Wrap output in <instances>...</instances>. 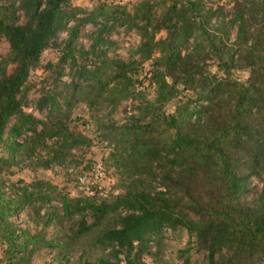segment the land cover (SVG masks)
<instances>
[{"label":"trees","instance_id":"trees-1","mask_svg":"<svg viewBox=\"0 0 264 264\" xmlns=\"http://www.w3.org/2000/svg\"><path fill=\"white\" fill-rule=\"evenodd\" d=\"M231 2L230 18L203 0L91 11L70 0L0 2L7 42L0 53L1 262L146 264L148 256L168 264L162 240L170 231L187 236L174 252L179 264H264V0ZM88 22L94 30L85 49L79 39ZM119 26L139 42L126 56H110ZM61 32L67 36L58 43ZM52 42L61 54L30 101V71ZM147 65L153 100L133 90ZM179 87L195 98L166 112ZM126 100L133 102L118 122ZM81 104L109 149L100 160L105 175L113 169L116 188L107 194L79 182L93 165L78 168L73 153L93 142L74 127ZM27 107L45 110L44 118ZM25 164L69 165L84 191L72 195L42 178L10 181L11 168Z\"/></svg>","mask_w":264,"mask_h":264},{"label":"rangeland","instance_id":"rangeland-1","mask_svg":"<svg viewBox=\"0 0 264 264\" xmlns=\"http://www.w3.org/2000/svg\"><path fill=\"white\" fill-rule=\"evenodd\" d=\"M139 0H70L73 6L80 7L86 11H91L100 7H110V6H125L126 8L131 9L133 5L137 4ZM157 1V0H150ZM205 5L217 7L221 6L227 12V18H230L228 13H231L233 3L231 0H203ZM2 2V0H0ZM215 18H212V23ZM94 30V27L91 22H88L82 26L81 37L79 39V44L87 49L90 45L89 35ZM235 29L231 30L233 36ZM164 34V32H162ZM160 35V34H159ZM158 35V36H159ZM67 36L66 32H61L58 36V43L65 39ZM112 40L117 43V47L112 48L108 55L112 56L114 54L126 56V48L131 47L133 44L139 42L138 36L135 32H126L123 26L116 27L113 32L110 34ZM7 42L4 39H0V53L4 54L6 52ZM61 54L60 47H56L52 44L43 51L40 60V66L30 71L28 77V84L30 87L28 92V98L30 101H33L38 95L39 90L42 86V82L50 80L51 73H53L54 68H50L51 65L58 62V58ZM148 68L149 65L143 68V71L135 77L133 90L135 92H140L144 95L147 100H153L156 95V81L153 78H150ZM216 70V68H213ZM68 68H65L64 74L61 77L62 81L68 80ZM189 98H195V94L190 90H185L179 87L177 95L167 103L165 109L166 112H172L174 109ZM132 100L123 101L120 104L119 111L115 113V120L121 122L124 117V111L129 110ZM26 112H31L37 117L44 118L45 110L37 111L32 107L25 108ZM74 116L76 121L74 122V127L83 132L86 136H89L93 139L92 145L86 149L82 148V151L74 150L73 153L77 161H79L78 168L84 167L86 164H93L95 160L106 159L109 149H106L103 143H100L96 136V120H94L85 107L84 104L78 105L74 110ZM12 121V120H11ZM29 134V133H28ZM69 165H56L48 170H43L40 168L33 169L30 165L25 164L23 166H13L11 170L14 172L13 175H9L10 181H16L22 179L25 181H31L34 178H42L49 180L51 183L57 185L58 187H66L72 195H77L80 192L84 191V187L81 186L77 181L76 173H70L68 171ZM113 169L108 168V173L106 177L100 182L96 187L98 191L107 194L112 192L116 188V179L112 173ZM8 184V183H7ZM252 186H256L259 190L262 187V182L257 178H252ZM85 186V185H84ZM6 190V189H5ZM87 190V189H85ZM256 193V192H254ZM23 218V217H22ZM13 221L20 226H22V219L19 217H13ZM187 241V236L185 233L182 234L181 238H177L173 233L167 231L163 234L162 245H164V253L162 260L168 262V264H179L176 260L174 252L176 249L184 246ZM2 257V247L0 245V260ZM46 257V261L49 258ZM45 260L44 258H38L35 261V264H41ZM144 261L146 264H154L153 260L145 256ZM0 264H4L0 261Z\"/></svg>","mask_w":264,"mask_h":264},{"label":"built area","instance_id":"built-area-1","mask_svg":"<svg viewBox=\"0 0 264 264\" xmlns=\"http://www.w3.org/2000/svg\"><path fill=\"white\" fill-rule=\"evenodd\" d=\"M105 177V167L101 160L93 163L91 170L87 174L79 176V182L81 184L91 183L98 185Z\"/></svg>","mask_w":264,"mask_h":264}]
</instances>
